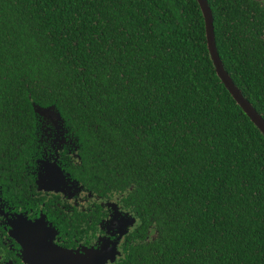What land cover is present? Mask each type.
<instances>
[{"label":"trees","instance_id":"obj_1","mask_svg":"<svg viewBox=\"0 0 264 264\" xmlns=\"http://www.w3.org/2000/svg\"><path fill=\"white\" fill-rule=\"evenodd\" d=\"M207 2L224 68L264 119V0ZM50 106L81 182L137 217L135 264H264V135L216 73L197 0H0L12 191L32 183Z\"/></svg>","mask_w":264,"mask_h":264},{"label":"flooded vegetation","instance_id":"obj_2","mask_svg":"<svg viewBox=\"0 0 264 264\" xmlns=\"http://www.w3.org/2000/svg\"><path fill=\"white\" fill-rule=\"evenodd\" d=\"M41 121L37 137L41 143L36 145L41 154L26 161L22 173V178L26 174L32 183L12 191V176L0 177V264H76L111 247L114 257L105 264H135L125 247L132 242L128 233L138 219L122 204L123 193L83 184L81 157L65 127L53 148L56 125L43 117ZM50 168L70 177L68 183L44 179ZM131 218L135 219L132 224ZM22 222L42 224L47 234L25 230Z\"/></svg>","mask_w":264,"mask_h":264},{"label":"water","instance_id":"obj_3","mask_svg":"<svg viewBox=\"0 0 264 264\" xmlns=\"http://www.w3.org/2000/svg\"><path fill=\"white\" fill-rule=\"evenodd\" d=\"M197 2L200 6L202 15L204 17L207 47H208L209 54L214 64L218 77L223 82L226 89L232 95V97L237 102V104L244 111V113L251 119V121L256 125V127L264 135V119L256 111L253 105L245 98L241 90L235 85L230 75L225 70L224 65L220 59V56H219V53L216 47V42H215L213 16H212V12H211V9L209 7L207 0H197ZM36 110L39 115L41 114L44 115L45 113H48L50 111L57 112L54 106H50L47 108L37 107ZM47 118L48 117L44 115V119H47ZM62 126H64V124ZM131 219L134 220V218H131ZM113 257H114V252H113V247H111L107 251H96L90 260L78 262L76 264H105V262L108 259L113 258ZM66 264H68L67 261H66Z\"/></svg>","mask_w":264,"mask_h":264},{"label":"snow or ice","instance_id":"obj_4","mask_svg":"<svg viewBox=\"0 0 264 264\" xmlns=\"http://www.w3.org/2000/svg\"><path fill=\"white\" fill-rule=\"evenodd\" d=\"M44 115H46L48 117V121H50L51 123L56 125V131H55V134H53L54 142L52 144V147L55 148V147H57V145L59 143V141L56 139V137H59L60 135H62V132H63V128H62L63 120L61 119L58 112L50 111L48 113H45ZM45 123H47V122H45ZM47 131L49 134H52V130L50 128H48ZM0 134H2V132H0ZM43 139L47 140L48 135H45L43 137ZM44 179H46L48 181L66 184V183H68V180L70 179V177H65L64 175H62L59 172L50 168L48 170L47 174L44 176ZM21 227L25 230L33 231V232L39 233L41 235H46L47 231H48L44 225L39 224V223L27 224V223L22 222Z\"/></svg>","mask_w":264,"mask_h":264},{"label":"rangeland","instance_id":"obj_5","mask_svg":"<svg viewBox=\"0 0 264 264\" xmlns=\"http://www.w3.org/2000/svg\"><path fill=\"white\" fill-rule=\"evenodd\" d=\"M41 116L44 118V115L43 114H41ZM47 120V122H49V123H51L50 121H48V118L46 119ZM52 124V123H51ZM53 125H55V124H53ZM63 127V126H62ZM135 220V219H134ZM133 219H131V223H133V221H134Z\"/></svg>","mask_w":264,"mask_h":264}]
</instances>
